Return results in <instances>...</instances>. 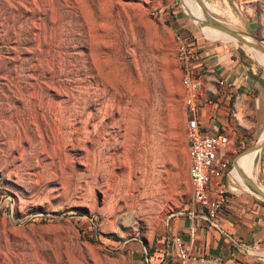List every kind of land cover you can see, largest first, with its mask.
I'll return each mask as SVG.
<instances>
[{"label":"rangeland","instance_id":"obj_1","mask_svg":"<svg viewBox=\"0 0 264 264\" xmlns=\"http://www.w3.org/2000/svg\"><path fill=\"white\" fill-rule=\"evenodd\" d=\"M194 18L184 0H0V264H176L166 230L192 208L182 78L191 46L224 39Z\"/></svg>","mask_w":264,"mask_h":264},{"label":"crops","instance_id":"obj_2","mask_svg":"<svg viewBox=\"0 0 264 264\" xmlns=\"http://www.w3.org/2000/svg\"><path fill=\"white\" fill-rule=\"evenodd\" d=\"M211 1L238 10L241 31L264 41V0ZM245 48L259 65L243 47L224 39L197 42L190 48L188 70L202 87L194 114L204 134L229 139L219 155L228 166L211 181L210 199L223 192L215 217L207 219L197 207L173 218L165 245L179 239L194 256L205 258L202 264H264V200L242 179L247 177L264 193V147L237 159L241 151L233 159L258 132L256 144L264 141V60Z\"/></svg>","mask_w":264,"mask_h":264},{"label":"built area","instance_id":"obj_3","mask_svg":"<svg viewBox=\"0 0 264 264\" xmlns=\"http://www.w3.org/2000/svg\"><path fill=\"white\" fill-rule=\"evenodd\" d=\"M182 85L192 98L187 101L189 110L185 129L189 178L192 188V208L199 207L207 219H212L223 203V192L218 191L217 195L210 199V185L213 178L227 169L228 162L220 158L219 155L228 146L229 139L225 135H206L201 131L199 120L194 114V102L201 93L202 87L198 80L192 78L188 65H185ZM166 249V257L170 256V251L175 252L176 264H202L205 262V258L194 256L179 239L172 240L170 245L168 243Z\"/></svg>","mask_w":264,"mask_h":264},{"label":"water","instance_id":"obj_4","mask_svg":"<svg viewBox=\"0 0 264 264\" xmlns=\"http://www.w3.org/2000/svg\"><path fill=\"white\" fill-rule=\"evenodd\" d=\"M196 2L200 5L202 8V13L204 20L201 21L199 19H195V23L199 24L200 29L209 28L212 30H215L225 36L230 37L232 40H235L242 44L245 47H248L254 51L260 52L264 54V42L257 40L254 36L240 30H235L230 28L228 25L221 23L217 19H215L207 10L204 2L202 0H196ZM247 39H250L251 42L247 41ZM264 147V141L257 143L251 147H248L247 149L243 150L238 156L237 159L243 155L251 154L254 152H257L258 150L262 149ZM243 182L247 188H249L252 192H254L256 195H258L261 199L264 200V193L262 190L255 185L250 179L247 177H243Z\"/></svg>","mask_w":264,"mask_h":264},{"label":"bare ground","instance_id":"obj_5","mask_svg":"<svg viewBox=\"0 0 264 264\" xmlns=\"http://www.w3.org/2000/svg\"><path fill=\"white\" fill-rule=\"evenodd\" d=\"M190 1V0H189ZM184 2L186 3V5L188 6V7H190V8H193V9H195L197 12H198V14L200 15V17H202V8L200 7V9H199V7L196 5V4H194L193 2H187L186 0H184ZM200 6V5H199ZM233 29V28H232ZM214 37H217V36H214ZM219 37H222V38H224V40H232L230 37H228V36H225V35H220V36H218V38ZM247 41H249V42H251V40L250 39H247ZM139 146H141V145H139ZM138 148V147H137ZM135 154V153H134ZM136 155V154H135ZM246 155H249V154H246ZM244 156V155H243ZM250 156V155H249ZM136 157V156H135ZM141 157V156H140ZM242 157V156H241ZM138 158H139V156H138ZM240 158V157H239ZM134 159V158H133ZM136 159V158H135ZM135 159H134V161H135ZM139 160V159H138ZM137 163H139V161L137 162ZM140 170V169H139Z\"/></svg>","mask_w":264,"mask_h":264}]
</instances>
